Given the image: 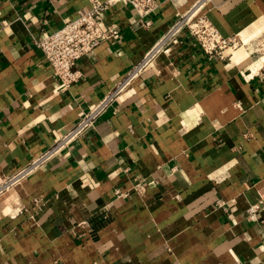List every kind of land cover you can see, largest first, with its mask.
Listing matches in <instances>:
<instances>
[{
  "label": "crops",
  "instance_id": "1",
  "mask_svg": "<svg viewBox=\"0 0 264 264\" xmlns=\"http://www.w3.org/2000/svg\"><path fill=\"white\" fill-rule=\"evenodd\" d=\"M159 1L148 27L112 6L120 37L65 88L39 43L90 0H0V264H264V0H209L240 40L224 57L189 38L164 48L87 134L9 182L197 0Z\"/></svg>",
  "mask_w": 264,
  "mask_h": 264
},
{
  "label": "built area",
  "instance_id": "2",
  "mask_svg": "<svg viewBox=\"0 0 264 264\" xmlns=\"http://www.w3.org/2000/svg\"><path fill=\"white\" fill-rule=\"evenodd\" d=\"M208 1L197 0L187 10L179 12L157 43L139 62L121 76L101 99L85 110L82 117L61 137L13 172L9 182L16 183L30 176L53 156L71 146L76 139L87 134L164 48L189 38L194 40L203 52L224 57L225 50L236 46L238 42L235 38L224 36L210 19L205 10ZM90 3L87 11L65 21L60 28L47 34L39 43L54 74L65 88L71 87L78 80L79 74L75 70V64L79 59L101 42L120 37V25L106 19V14L112 6L118 3L130 4L139 15V23L145 27L152 24V15L160 6L159 0H90ZM259 209L260 204L252 205L249 208V216L256 219ZM106 223V213L94 216L89 234L95 236Z\"/></svg>",
  "mask_w": 264,
  "mask_h": 264
},
{
  "label": "rangeland",
  "instance_id": "3",
  "mask_svg": "<svg viewBox=\"0 0 264 264\" xmlns=\"http://www.w3.org/2000/svg\"><path fill=\"white\" fill-rule=\"evenodd\" d=\"M235 40H237L238 43H239V41H240V40H238V39H235ZM260 44H261V45H260L259 48H260L261 52H264V38H263V37H262L261 40H260Z\"/></svg>",
  "mask_w": 264,
  "mask_h": 264
}]
</instances>
